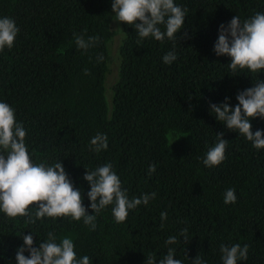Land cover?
Segmentation results:
<instances>
[{
	"label": "trees",
	"instance_id": "obj_1",
	"mask_svg": "<svg viewBox=\"0 0 264 264\" xmlns=\"http://www.w3.org/2000/svg\"><path fill=\"white\" fill-rule=\"evenodd\" d=\"M175 2L188 9L178 41L141 40L133 26L119 22V70L109 92L110 46L117 34L113 0H0V17L13 18L20 28L13 48L0 51V101L15 108L34 161L62 160L89 214L94 212L86 168L110 162L130 198L157 194L122 223L108 206L95 231L70 217L27 224L25 217L0 212V264H16L21 235L31 231L36 246L49 231L70 236L78 256L88 255L91 264H146L147 256L158 261L168 247L184 264L199 254L208 264H222L221 244L235 243L249 245L247 261L238 264H264V149L253 148L210 111V103L226 97L234 107L239 91L264 80V70H240L232 77V58L214 52L219 26L236 15L243 20L264 13V0ZM76 34L98 35L99 45L84 53L76 47ZM169 51L177 55L171 65L163 62ZM100 54L104 61L98 63ZM252 124L253 131L264 130V119ZM97 133L108 136L109 147L101 153L90 146ZM216 133L229 141L227 158L206 167L202 160L217 142ZM152 164L156 171L149 175ZM229 187L236 189L234 204L224 203ZM183 228L191 242L180 238L166 245Z\"/></svg>",
	"mask_w": 264,
	"mask_h": 264
},
{
	"label": "clouds",
	"instance_id": "obj_2",
	"mask_svg": "<svg viewBox=\"0 0 264 264\" xmlns=\"http://www.w3.org/2000/svg\"><path fill=\"white\" fill-rule=\"evenodd\" d=\"M112 11L115 13L113 20L133 26L141 40L151 37L161 43L166 39L178 41V33L185 27L188 16V9L178 5L175 0H113ZM19 32L20 28L13 18L0 17V51L6 47L13 48ZM74 40L77 49L87 53L99 45L100 37L76 34ZM214 52L217 56L232 58L227 65L234 74L232 77H237L235 74L245 69L253 75L260 74L264 70V13L256 12L243 20L236 15L227 24H221ZM96 60L103 62V54L98 55ZM175 60V51L163 56L165 64L171 65ZM84 74L90 75V70L85 68ZM236 100L238 103L234 107L230 97L219 104L210 103V111L218 122L251 142L253 148L264 149V130L253 131L252 124L253 119H264V80L258 78L253 81L252 87L239 91ZM216 135L217 142L208 148L202 160L206 167L218 166L227 158L229 141L224 139L223 133ZM26 136L23 123L16 119L15 108L0 101V212L9 218L25 217V223L36 224L46 217H70L75 221L82 220L85 226L95 231L98 215L108 206H112L115 221L122 223L131 210L148 205L150 200L156 198V192L130 198L114 166L108 162L93 170L86 168L83 176L90 186L87 197L94 214H89L88 207L83 203L84 193L75 187L62 160L51 164L34 161L26 144ZM90 146L96 153L106 151L109 147L108 136L97 133L90 140ZM155 171L156 165H150L148 174ZM236 202V189L229 187L224 193V203ZM161 220H167L166 212L161 213ZM164 226L162 223L161 228ZM46 235V240H40L36 246L32 231L27 235L22 234L24 244L16 252V264H91L88 255L78 256L70 236L58 237L55 231H49ZM180 238L187 244L193 239L189 236L188 228H183L179 237L170 236L165 243L174 245ZM220 252L222 264H238V261H247L249 245L221 244ZM176 257V249L168 247L167 254L158 261L153 255L147 256L146 264H184L182 259ZM191 264H208V261L199 254Z\"/></svg>",
	"mask_w": 264,
	"mask_h": 264
},
{
	"label": "rangeland",
	"instance_id": "obj_3",
	"mask_svg": "<svg viewBox=\"0 0 264 264\" xmlns=\"http://www.w3.org/2000/svg\"><path fill=\"white\" fill-rule=\"evenodd\" d=\"M112 28L115 32H117V34L115 35V37L111 43V46H110V53H111L112 60H111V64H110V71H109L108 83H107L108 89L110 90L109 92H111V88L117 80L118 70H119L118 52H119V48H120L121 41L123 38V35L120 31L119 22L114 21ZM111 98H112V95H111Z\"/></svg>",
	"mask_w": 264,
	"mask_h": 264
}]
</instances>
